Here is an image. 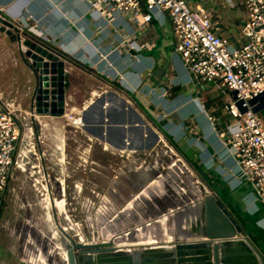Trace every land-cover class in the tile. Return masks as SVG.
I'll return each instance as SVG.
<instances>
[{"label":"crops","instance_id":"obj_1","mask_svg":"<svg viewBox=\"0 0 264 264\" xmlns=\"http://www.w3.org/2000/svg\"><path fill=\"white\" fill-rule=\"evenodd\" d=\"M189 1L195 6L209 3ZM240 1L219 2L224 3V9L239 13L240 20L218 11L215 14L223 34L237 45L243 42ZM0 17L13 22L21 33L25 30L50 42L70 59L66 63L67 98L72 103L65 117L68 123L64 117H38L37 151L34 139L27 138L30 145L21 152H30L31 144V152H67V127L74 136L82 135L88 143L112 153H136L159 144L173 147L208 178L237 217L252 227L251 238L264 253L263 208L250 187L232 175L237 164L220 137L233 123L224 110L229 101L222 99L225 92L217 86L196 91L174 50L166 16L154 20L141 34L136 32V24L127 20L110 25L84 0H0ZM125 35H130L131 44L125 42ZM30 79L31 71L18 54L15 35L0 33V97L31 119ZM77 118L82 119V125L73 122ZM47 137L52 146L46 144ZM183 147L196 153L192 161L182 152ZM54 233L59 234L57 230ZM161 255L152 254V264H176L170 261L178 260L165 256L166 252Z\"/></svg>","mask_w":264,"mask_h":264},{"label":"rangeland","instance_id":"obj_2","mask_svg":"<svg viewBox=\"0 0 264 264\" xmlns=\"http://www.w3.org/2000/svg\"><path fill=\"white\" fill-rule=\"evenodd\" d=\"M217 11L240 20L239 13L221 5ZM221 96L229 101L225 93ZM64 122L68 123L65 117ZM28 123L33 127L30 120ZM75 124L82 125V119L77 118ZM67 130V152H31L32 144L30 152H21L32 138L37 151L39 135L34 128L29 141L24 136L19 142L18 165L0 217V264H64L65 250L60 235L54 233L57 228L48 191L54 202L64 204L63 210L56 208V216L67 233L76 241L110 243L105 249L120 242L137 243L145 235L160 241L158 246L163 244L166 237L153 221L206 194L198 174L173 147L159 144L136 153H112L88 143L82 135L74 136L71 127ZM45 140L51 145L49 137ZM86 149L91 152H84ZM182 149L192 161L196 153ZM172 222L174 230L175 219ZM164 232L169 234L168 224Z\"/></svg>","mask_w":264,"mask_h":264},{"label":"built area","instance_id":"obj_3","mask_svg":"<svg viewBox=\"0 0 264 264\" xmlns=\"http://www.w3.org/2000/svg\"><path fill=\"white\" fill-rule=\"evenodd\" d=\"M84 1L110 25L122 20L136 24L138 34L154 20L168 18L174 50L196 91L217 86L231 96L224 110L233 123L217 131H223V146L237 164L232 175L250 187L264 211V0L239 2L243 37L239 45L223 34V25L215 19L219 6H224L220 0H209L206 6L189 0ZM123 38L131 44L130 35ZM19 112L0 97V217L18 165V144L24 136H34L28 134L34 133L31 119ZM209 119L214 122L213 116Z\"/></svg>","mask_w":264,"mask_h":264},{"label":"water","instance_id":"obj_4","mask_svg":"<svg viewBox=\"0 0 264 264\" xmlns=\"http://www.w3.org/2000/svg\"><path fill=\"white\" fill-rule=\"evenodd\" d=\"M0 33L15 35L18 54L31 71L30 107L33 128L38 125V117H66L72 105L67 98L69 79L66 63L70 59L50 42L25 30L21 33L13 22L1 17ZM188 164L206 181L207 193L188 205L171 209L178 213L179 218H175L174 230L173 222H168V233L173 239L155 248L147 245L130 247L129 250L116 246L105 249L110 243H88L80 238L76 241L58 222L53 203L55 224L60 230L59 237L65 250V256L62 257L64 264H152V254L161 255L162 252L167 253L165 256L178 257V260L170 261L176 264H264V253L252 240L246 223L232 212L217 194V189L209 184L208 178L192 164ZM191 214L197 217L193 219ZM158 219L153 222L159 225L162 237L166 236Z\"/></svg>","mask_w":264,"mask_h":264},{"label":"bare ground","instance_id":"obj_5","mask_svg":"<svg viewBox=\"0 0 264 264\" xmlns=\"http://www.w3.org/2000/svg\"><path fill=\"white\" fill-rule=\"evenodd\" d=\"M49 116H51V117H56V118H59V117H61V115H49ZM49 116H46V117H49ZM66 116V115H65ZM43 117H45V116H43ZM38 120V119H37ZM49 192V191H48ZM50 194V193H49ZM50 201H51V206L53 205V203H55V207L57 208V209H59V210H63V208H64V204L62 203V202H58V201H56V202H54V200H53V198H50ZM193 206H195V205H193ZM52 208V207H51ZM178 215V213L177 212H175L174 210L173 211H171L168 215H165L164 217H162L160 220H159V224H162L163 225V227L165 228H167V224H168V222H170V220L172 221V219H175V218H177V215ZM192 215V216H191ZM190 216H191V218H195L197 215L196 214H191ZM173 217V218H172ZM177 219H179V218H177ZM55 226H56V224H55ZM56 228H57V233H59V235H60V230L58 229V227L56 226ZM140 230V229H139ZM140 232V231H139ZM141 236V235H140ZM139 237V236H138ZM166 238H163L162 240V243L165 241V242H168V241H172V239H173V236L171 235H166L165 236ZM160 242V241H159ZM159 242H158V240L156 239V238H154V237H149V236H147V235H145V236H142V237H139V239H138V242L137 243H134V244H132V243H118L117 244V248H120V249H126V250H129V248L130 247H134V248H139L140 246H147V245H154V246H152L153 248H155V246L157 245V244H159ZM161 244V243H160ZM158 246V245H157ZM159 246H161V245H159ZM144 248V247H143ZM63 255L65 256V252L63 253ZM42 260V259H41Z\"/></svg>","mask_w":264,"mask_h":264},{"label":"flooded vegetation","instance_id":"obj_6","mask_svg":"<svg viewBox=\"0 0 264 264\" xmlns=\"http://www.w3.org/2000/svg\"><path fill=\"white\" fill-rule=\"evenodd\" d=\"M190 167V166H189ZM198 178H199V180L201 181V184H202V186L205 188V186H206V181L204 180V179H202V178H200L199 176H198ZM207 188V187H206ZM206 193H207V190H206Z\"/></svg>","mask_w":264,"mask_h":264},{"label":"trees","instance_id":"obj_7","mask_svg":"<svg viewBox=\"0 0 264 264\" xmlns=\"http://www.w3.org/2000/svg\"><path fill=\"white\" fill-rule=\"evenodd\" d=\"M233 211V213L236 215V216H239V215H237V213L234 211V210H232ZM239 218V217H238ZM240 218H241V216H240ZM241 221H243V220H241ZM244 222V221H243ZM245 223V222H244ZM246 225H247V223H246ZM247 228L250 230V232H251V227H249L248 225H247Z\"/></svg>","mask_w":264,"mask_h":264}]
</instances>
